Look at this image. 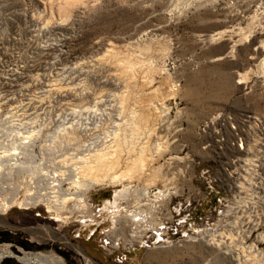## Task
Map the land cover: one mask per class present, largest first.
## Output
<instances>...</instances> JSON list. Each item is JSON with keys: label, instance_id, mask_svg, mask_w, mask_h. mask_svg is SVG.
<instances>
[{"label": "rangeland", "instance_id": "1", "mask_svg": "<svg viewBox=\"0 0 264 264\" xmlns=\"http://www.w3.org/2000/svg\"><path fill=\"white\" fill-rule=\"evenodd\" d=\"M57 2L0 0V181L17 161L11 182L34 195L30 172L100 148L118 172L140 154L162 176L122 180L109 206L121 184L89 188L90 207L61 220L43 202L0 211V263L264 264V0ZM136 212L141 229L166 219L170 241L108 251L105 235L138 231Z\"/></svg>", "mask_w": 264, "mask_h": 264}, {"label": "bare ground", "instance_id": "2", "mask_svg": "<svg viewBox=\"0 0 264 264\" xmlns=\"http://www.w3.org/2000/svg\"><path fill=\"white\" fill-rule=\"evenodd\" d=\"M78 1L79 0H58L57 8L58 9L63 8L66 5H70V4L72 5L73 3H76ZM153 104H150V105H152V107L154 108V112H155L157 108ZM130 113H132V116H129L130 118L129 120H127L129 124L128 126L130 130H136V127L135 126L132 127L131 124L132 122L135 121L134 115H136L137 113L136 111H131ZM119 130H120L119 125H117V127L112 131L111 141L110 142L107 141V143L109 142L110 144L109 147L118 145L117 142L120 143L121 139L122 141H124L123 139H125V136H121ZM128 136L131 141L132 134ZM25 137H27V139L29 140V136H24L20 138L23 140ZM27 139L25 141H27ZM22 140H20L19 145L14 146L13 149L16 150V149H19L20 146H23L24 143ZM160 144L157 145L156 147V151H155L156 153H158L163 147L162 144L161 145ZM164 148H165V145H164ZM108 155H109V151L108 150L104 151L101 148L89 150L87 151L86 154L77 156V158L76 156H72L73 158H76V159L71 164V166H69L71 167V169H68L69 171H67L66 173H62V172L56 173L54 171L42 173L41 171V173L36 174L34 172H30V174L28 173L29 179L36 178V176L39 177L37 179H40V178L42 179L41 181H38V180L35 181V194L34 195L26 192V195H23L21 198L19 197V194L21 192L22 193L25 192V190L27 191L28 187L25 186L23 181H20V180H17V183L11 182L13 180L12 177L18 176L19 178V174H20L19 173L20 163L17 161H14L12 163L13 165H9L8 167H6L7 173L3 172V174H5L4 177L8 176V181H0V211L2 212L12 206H17V207L21 205H25V207L29 205L35 206L38 202H43L45 205L46 211L52 212L54 214V219L61 220L63 210L72 212V211H77V209L78 210L80 209L84 211L85 209L87 210V208L90 207V204H88V202L85 200V195H84L86 194L89 188H93L95 186H100L103 184H107L111 186H115V184H118V183L121 184L122 188L117 191L115 190L113 202L107 201V203H105V205L111 204V203L116 204L117 201L120 198L124 197L131 188L130 185L122 184L123 183L122 180L130 178L132 176H145L147 180L146 185H149L153 183L156 179L162 176V173L160 172V169L158 167L157 168L155 167L154 169L151 170V172L145 174L142 168L143 163H142V158L140 157V154L134 157V159H131V162L125 165L123 170H121L120 172H118V169L114 170V167H115L114 162H113L114 160H111V161L108 160V158H110ZM1 157L2 156H0V159ZM170 158H173V157L171 156ZM0 173L2 174L1 171ZM43 179H44V183H43ZM19 182L22 184V186L21 184H19ZM31 183H33L32 180H31ZM63 183H68L69 185L65 189H62ZM143 193H144V190H143ZM106 206H109V205H106ZM138 217L139 216H137V212L136 214L135 213L132 214L131 222H134V221L137 222L138 231H135L134 229H130V231L132 232V234H129L130 239L126 237L122 238L120 234H115L113 236L105 235L106 243L105 242L103 243L108 246V251H111L114 248H119L120 246L122 248L124 247L129 248L130 246L134 248V246L137 247V246H143V245L146 247H149L150 245L148 244L146 245V242L149 239L148 237H151L152 239L150 240L152 241L162 240L165 243H168L170 241L168 240L169 239L168 236L170 235V232L168 231L169 227H167V225H169V222L166 221V219H164L163 217L159 218L157 229H155L154 226H150V225L141 229V226L138 225V220H141V219L140 217L139 218ZM166 218L169 219V217H166ZM146 232H148L149 234ZM136 235H140V236L137 238L135 237ZM162 235H164L163 239L161 237ZM165 236L167 237L165 238ZM140 241L142 242L139 243ZM9 255H12L11 251L5 248L4 249L0 248V259H2L5 256H9ZM16 257L25 262H32L33 264H49V263L56 262L59 260L58 256H55L52 254H48V255L41 254V253L24 254L22 256H16Z\"/></svg>", "mask_w": 264, "mask_h": 264}, {"label": "trees", "instance_id": "3", "mask_svg": "<svg viewBox=\"0 0 264 264\" xmlns=\"http://www.w3.org/2000/svg\"><path fill=\"white\" fill-rule=\"evenodd\" d=\"M3 234L0 233V239H3ZM5 238V237H4ZM0 264H17V263H12L10 260H3Z\"/></svg>", "mask_w": 264, "mask_h": 264}, {"label": "built area", "instance_id": "4", "mask_svg": "<svg viewBox=\"0 0 264 264\" xmlns=\"http://www.w3.org/2000/svg\"><path fill=\"white\" fill-rule=\"evenodd\" d=\"M171 229V228H170ZM172 230V229H171ZM105 240V239H104Z\"/></svg>", "mask_w": 264, "mask_h": 264}]
</instances>
